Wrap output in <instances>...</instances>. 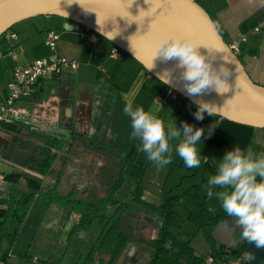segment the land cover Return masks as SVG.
<instances>
[{
  "label": "crops",
  "instance_id": "crops-1",
  "mask_svg": "<svg viewBox=\"0 0 264 264\" xmlns=\"http://www.w3.org/2000/svg\"><path fill=\"white\" fill-rule=\"evenodd\" d=\"M197 1L210 15L224 41L228 45L233 42L239 43L238 56L247 73L256 83L264 86V0ZM65 22L66 20L56 17H33L17 23V26L13 27L6 37L0 38V102L6 96L7 82L11 78L13 69L24 67L37 58L50 55V49L46 46L44 39L46 33L53 30L58 36V52L76 59L78 66L72 72L65 71L59 77L40 82L30 97L19 100L16 104L19 111L17 122L34 131V138H37L36 136L42 138L36 141L50 142L51 144L46 145L52 152H56V157L59 153L58 145L64 150L71 145L69 143L77 142L78 147L76 146L75 149L78 151L74 153L77 156L91 150L102 159L119 162L136 159L135 146L131 148L128 157L124 156L126 160H123L117 149L113 147L112 138L119 124L114 120L113 111L107 104L99 113L101 104L98 101L101 102L103 95L106 100L111 95H116V98L122 99L125 104L132 102L134 106H143L145 110L152 111L154 107L159 106L160 102L157 97L167 92L168 87L162 82L165 89L159 83L148 81L146 79L148 72L131 57L121 52L114 56L112 53L114 46L104 39L96 40L94 33L86 31L77 24L70 29H65ZM242 37L244 40H241ZM152 79L154 77H150V80ZM38 106L40 109L37 108ZM30 109L35 111L38 109V112L30 114L27 112ZM196 111V105L182 100L180 103L162 102L160 108L154 113L166 125L175 122L179 128L182 122H187L204 129L202 140L206 139V142L200 155L206 167L215 168L218 162L211 157L203 158L204 153L215 155L218 159L236 145L242 149L251 146L257 152L264 151V129H244L225 123L207 113L202 121H198L193 115ZM212 125H215L212 134L207 136ZM9 132L5 128L0 131L1 144L5 145L4 137ZM254 139L256 142L252 146ZM54 142L57 146L52 144ZM8 147L13 146L9 144ZM72 148H74L73 145L68 149ZM13 149L15 150L14 147L11 150ZM64 154L67 156L65 151ZM207 159H210L214 166H208ZM3 164L10 167V170L2 169ZM20 169L30 171L22 164H15L13 160H9L4 147L0 163V180L6 179L4 177L7 173L20 171ZM122 173L117 169V178L114 181L116 187L121 183ZM19 181L21 179H18ZM59 181L55 180L56 183ZM180 182L183 185V181ZM194 186H201L205 189L202 182L189 183L183 192L172 194L174 186H170L165 196L166 198L168 195L180 196L179 199L184 200L182 198L184 193ZM5 206V198L0 197V207ZM153 232L154 237L157 233L155 230ZM115 236L113 233L109 234L104 244L105 250H113ZM233 236L235 239L234 233ZM215 244L219 245L216 241ZM208 246L207 252L203 254L205 256L211 251L212 246L209 241ZM238 261L235 264H238Z\"/></svg>",
  "mask_w": 264,
  "mask_h": 264
},
{
  "label": "rangeland",
  "instance_id": "rangeland-1",
  "mask_svg": "<svg viewBox=\"0 0 264 264\" xmlns=\"http://www.w3.org/2000/svg\"><path fill=\"white\" fill-rule=\"evenodd\" d=\"M16 26L17 24L14 27ZM144 75L143 78H145ZM146 79L159 83L165 89V86L156 78L150 80V77L146 75ZM104 100L106 99L103 95L101 102L98 101L101 104L99 113L107 104L113 111L114 120L118 121L119 124L117 129L115 127L116 131L112 138L113 147L117 149L123 160H126L124 156L128 157L131 148L135 146L136 159H129L125 161L126 163L115 160L116 168L123 172V178L117 187L107 188L106 184L99 186L85 183L82 187L74 186L70 191L64 188V186L70 185L68 179L64 182L62 172L59 171L65 149L62 150L63 148L58 145L59 153L52 163V170L43 177L44 194H36L33 198L15 240L12 243L8 239L2 241V250L9 249L8 264H138L137 260L132 259L129 255L132 246L129 250V246L124 247L118 254H115L114 251L113 253L105 250L104 244L109 234L116 231L117 227L122 226L124 229L130 227L129 229L134 233H141L144 239L153 237L154 232L148 226V219L154 215V212L148 208V204L145 202L162 205L166 202L165 192L170 189V186H174L171 191L172 194L183 192L189 183L202 182L205 186L208 176L215 173L216 167H206L202 159L200 167L187 168L175 152H173L172 163L158 170L147 159L145 153L137 150L139 141L130 139L132 129L130 119L123 113L124 101L116 98V95H111L106 102ZM39 106L38 109H40ZM160 106L161 103L152 111H157ZM38 109L36 111L30 109L27 112L36 113ZM100 117L101 114L99 119ZM176 126L178 127V125ZM36 137L34 138L26 129L17 133L10 131L4 137L5 145L0 142V157L2 158L5 147L6 157L9 160H13L15 164L23 163L24 156L38 142L36 139H42ZM0 141L2 140L0 139ZM205 142L206 139L201 140L198 145L200 153ZM255 142L254 139L251 143L252 146L255 145ZM9 144L15 150H10ZM76 150L74 149V151ZM203 156V158L216 159L218 163L222 158L217 159L215 155L207 153H204ZM64 158L66 159V156ZM104 161L106 162V159H103ZM108 161L114 163L112 159H107ZM2 169L10 170V167L4 165ZM20 172L26 173L27 171L20 169ZM18 179H24V177ZM57 179L60 180L58 183L55 182ZM180 181H183V185ZM12 183L8 179L0 180L1 198L6 199L9 196L8 189ZM49 189L51 192L45 194ZM96 193L98 196L94 206H87L83 203L93 201L92 198ZM127 208L131 209L130 215L124 212ZM172 210L185 218L189 214L190 205L185 200L179 199L173 202ZM233 221L236 223L234 218ZM183 228L194 233L190 238V245L194 251L197 254L207 252L209 246L206 233L203 230L196 231V226L188 219L184 220ZM170 229L175 231L173 228ZM112 253L113 259L108 261ZM143 256L147 259L149 254L146 252L141 255V258ZM243 257L247 259L248 254ZM240 261L237 263L240 264ZM235 263L236 261L231 262V264Z\"/></svg>",
  "mask_w": 264,
  "mask_h": 264
},
{
  "label": "water",
  "instance_id": "water-1",
  "mask_svg": "<svg viewBox=\"0 0 264 264\" xmlns=\"http://www.w3.org/2000/svg\"><path fill=\"white\" fill-rule=\"evenodd\" d=\"M42 15L65 18V29L77 24L108 40L159 81L157 74L169 70L171 84H163L194 105L197 106L196 100L211 102L219 108L216 116L264 129V86L249 76L240 57L232 52L197 0H73L71 4L68 0H0V38L6 37L15 24ZM168 34L193 37L201 44L202 53L215 57L213 63L217 69L221 65L228 67L231 71L229 91L187 95L186 82L180 79L184 69L176 68L177 60L163 62L156 58L155 67L146 69L152 60L153 40ZM81 164L87 167L84 160ZM79 176L82 182L84 171ZM19 182L24 184L25 180ZM234 231L232 220L223 219L214 226L212 236L219 245L231 248L235 242ZM135 250L132 246L129 255ZM246 254L248 258L241 260V264H264V247L248 244ZM141 255V251H137L135 257L143 263Z\"/></svg>",
  "mask_w": 264,
  "mask_h": 264
},
{
  "label": "clouds",
  "instance_id": "clouds-1",
  "mask_svg": "<svg viewBox=\"0 0 264 264\" xmlns=\"http://www.w3.org/2000/svg\"><path fill=\"white\" fill-rule=\"evenodd\" d=\"M72 2L68 0L69 4ZM200 46L191 36L168 34L156 38L151 44L152 60L146 69L155 67L153 61L156 58L163 62L177 60L176 68L184 69L180 79L186 82L184 91L187 95L195 97L212 90L218 94L228 92L230 69L224 65L217 69L213 63L215 57L209 58L202 53ZM157 75L162 83L171 84L169 70ZM194 102L197 111L193 115L198 121L204 119L205 113L209 116L219 113V108L211 102ZM123 113L130 119V139L139 141L137 150L145 153L158 170L172 163L173 152L187 168L200 167L198 145L204 137L203 128L187 122H182L179 128L175 122L166 125L156 113L143 106H134L132 102H126ZM214 127L210 126L209 136ZM204 187L207 197L215 195L227 216L235 219L236 226L241 229V239L247 244L264 247V151L257 152L251 146L242 149L239 145L227 150Z\"/></svg>",
  "mask_w": 264,
  "mask_h": 264
},
{
  "label": "trees",
  "instance_id": "trees-1",
  "mask_svg": "<svg viewBox=\"0 0 264 264\" xmlns=\"http://www.w3.org/2000/svg\"><path fill=\"white\" fill-rule=\"evenodd\" d=\"M38 17H56L66 20L65 18L58 16L42 15ZM14 26H12L11 29ZM105 41L110 43L108 40ZM110 44L113 45L112 43ZM117 49L118 52L129 56L118 47ZM133 60L144 69V67L135 59ZM182 100L186 99L182 98ZM216 117L230 125L250 130L258 129L253 126L232 122L219 116ZM4 128L15 133L20 132L24 128L32 135L35 133L30 128L26 127L24 124L21 125L17 121L13 124L6 125ZM46 144L49 145L51 143L48 141H40L36 143L27 155L24 156V161L20 164L30 170L29 172L21 173L20 171H13L7 173L4 177L11 180L13 183L9 188V196L5 199L6 206L0 207V264H8L7 259L9 258V249L2 250V241L8 239L9 242L12 243L15 240L33 198L36 194H44L43 177L51 172V166L56 157V153L52 152L50 147ZM52 144L56 145V142ZM12 148L13 147H9L10 150ZM206 162L208 166H214L210 159H207ZM21 177H24L25 184L18 182V178ZM217 190L219 189H215L214 191ZM49 192H51V189L45 194H49ZM179 198L180 196L168 195L166 202L162 205H147L148 208L154 212L152 223H150L149 226L151 230L157 231V235L147 239H144L143 236L137 240L142 246L144 253L147 252L149 254L145 264L204 263V258L206 256L203 254H197L194 251V248L190 245V238L194 233L184 230L183 222L185 219H188L196 226V231L203 230L206 233L207 239L212 246L211 251L207 256H212L220 264H230L231 262L238 261L242 258L243 254L246 253V246L248 245L246 241L241 239L231 248H223L221 250L218 249L215 244V240L212 236L214 226L223 219L232 218L227 216L223 211L221 204L215 195H213L212 198H208L206 190L201 186H194L188 189L182 196V198H184V200L190 205L189 214L185 218L177 215L172 210L173 202ZM170 228L175 229V231ZM113 234L116 235L113 238L115 242L112 250L115 254H118V252L122 251L124 247L129 246L134 242V240H130L127 232L121 227H117L116 231H113ZM113 253L110 255L108 261L113 259Z\"/></svg>",
  "mask_w": 264,
  "mask_h": 264
},
{
  "label": "built area",
  "instance_id": "built-area-1",
  "mask_svg": "<svg viewBox=\"0 0 264 264\" xmlns=\"http://www.w3.org/2000/svg\"><path fill=\"white\" fill-rule=\"evenodd\" d=\"M257 30V28H255ZM101 37L95 34V39ZM58 36L53 30L46 33L44 42L50 49V55L47 57L37 58L24 67L13 69L11 78L7 82V93L2 102H0V131L6 126L13 124L19 118V111L16 108V103L19 100L26 99L32 95L35 87L40 82L52 77H59L65 71H74L78 62L76 59L64 56L57 50ZM241 40H244L242 37ZM229 48L235 55L239 54L240 48L238 42H233ZM113 55L118 53L117 47H113ZM148 77L151 74L148 73ZM157 100L162 103L165 101L180 103L181 96L172 90H168L157 97ZM2 158L0 157V163ZM203 264H220L212 256H206ZM229 264V263H223Z\"/></svg>",
  "mask_w": 264,
  "mask_h": 264
},
{
  "label": "flooded vegetation",
  "instance_id": "flooded-vegetation-1",
  "mask_svg": "<svg viewBox=\"0 0 264 264\" xmlns=\"http://www.w3.org/2000/svg\"><path fill=\"white\" fill-rule=\"evenodd\" d=\"M69 144H71V145H69V147H72V145H73V147H76V146L78 147L77 142L69 143ZM56 146H57V144H56ZM69 147H66V149H65V153L67 156H66V159L62 158V166L59 168V171L62 172V176L65 179H68V182L70 184V185L64 186V188H67L68 190L71 191L74 188V186L82 187V186H84L85 183L92 184V185L96 184L99 186H101L102 184H106L107 188L108 187L111 188V187L115 186L114 181L117 178L116 176H117V169H118V168H116L115 161H114V163H109V161L107 162V159H106V162L105 161L103 162V159L100 158L99 156H96L91 150H88L84 153H80L77 156L76 154H74V153H76L74 151L75 148L68 149ZM90 147H91V145H90ZM82 160H84L87 167L81 166ZM83 171H84L83 177L85 178V180L83 179V181L81 182V178L79 176V173L83 172ZM57 180H59V179H57ZM97 196H98V193H96L95 196L92 198L93 201H87V203L86 202H83V203H85L87 206L88 205L94 206L95 201L97 200L96 199ZM78 201H80V200L78 199ZM124 212H125V214L130 215L131 209L127 208V209H125ZM153 217H154V215L148 219V226L150 223H152ZM230 219L232 220V223L235 226L234 235H235V233H237V236H235L236 237L235 242L233 244V246H234L238 241L241 240V235H240L241 229L236 226V223H234L233 218H230ZM121 228H122V226H121ZM129 228L130 227H128L126 229H124V228H122V229H124L127 232L130 240H134V242L131 243L128 247V250L130 249L131 246L136 247V250L131 257H132V259L137 260L138 264H145L146 258H144V256L142 258L143 263L140 262L139 258L135 257L137 251H141V253L144 255V251L142 249V246L140 245L141 248H139L140 247V246H138L139 242L137 241L138 238H141L143 236L141 235V233H138V232L134 233V231L130 230ZM217 247L220 250L223 248H226V247L221 246V245H218ZM245 254H243V256ZM243 256L240 260L245 259ZM240 264H241V262H240Z\"/></svg>",
  "mask_w": 264,
  "mask_h": 264
}]
</instances>
